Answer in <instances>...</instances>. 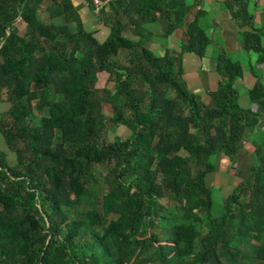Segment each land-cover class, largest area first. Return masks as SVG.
<instances>
[{"label": "trees", "instance_id": "16d2710c", "mask_svg": "<svg viewBox=\"0 0 264 264\" xmlns=\"http://www.w3.org/2000/svg\"><path fill=\"white\" fill-rule=\"evenodd\" d=\"M44 1L48 15L64 22L38 17ZM175 1H109L99 14L105 20L112 10L114 18L99 41L70 0H0V103L3 95L9 103L0 135L15 154L9 166L0 150V264H138L149 251L152 264H248L236 258L235 240L242 239L256 258L252 264H264V82L256 76L246 92L258 111L240 106L235 82L246 69L219 55L221 81L206 104L188 90L177 56H157L126 36L131 22H157L158 12L168 23L165 34L180 27ZM225 8L238 25L248 23V13ZM17 20L25 25L22 36ZM239 34L243 51L263 62L261 36ZM184 36L182 52L203 55L205 31L189 23ZM120 51L124 59L113 60ZM102 71L114 83L107 99L95 88ZM103 103L111 104V117ZM34 110L41 116L32 126ZM109 121L125 127L127 137L105 141ZM247 131L255 163L222 199L220 214H210L206 177L218 154L235 162ZM98 166L108 168V191L99 209L81 212ZM169 194L175 211L160 201ZM199 223L208 225L203 235Z\"/></svg>", "mask_w": 264, "mask_h": 264}, {"label": "crops", "instance_id": "0c3cea01", "mask_svg": "<svg viewBox=\"0 0 264 264\" xmlns=\"http://www.w3.org/2000/svg\"><path fill=\"white\" fill-rule=\"evenodd\" d=\"M70 2L74 7V12L78 13L84 29L93 32L96 38L102 28L109 26L106 19L104 20L93 11L91 3L85 0H70ZM174 4L176 10L174 12H177L178 17L182 15L180 27L175 28L169 34H165L168 23L166 18L160 17V12H158L159 20L157 22L149 21L143 24L131 22L130 30H128L126 36L136 42L142 41V44L157 56L165 54L177 56L182 79L188 90L206 104L210 100L208 94L216 90L218 83L221 81L216 59L219 55H225L232 63L245 67L246 70L241 78L236 80L235 87L239 92V99L245 98L247 103L251 104L246 92L256 84V76H260L264 82V61L258 62L256 53L243 51L239 32H257L261 36V44L264 46V0H176L175 3L171 4L173 9ZM42 5L38 11V17L42 11ZM226 5L232 7L234 11L248 13V23L238 25L241 20L232 19L229 11L225 8ZM88 11L91 12V16L87 13ZM122 16L126 19L123 14ZM172 17L174 18V15ZM17 21L21 22L20 20ZM189 23H196L200 26L209 39V43L201 56L194 52H182V45L185 43L184 30ZM123 54L124 52L121 53V55ZM248 68L255 70L258 75L253 74L252 70L250 71ZM247 103L242 106L256 111L254 105L251 104L252 107H248ZM246 133L242 147L234 156L235 162L231 163L227 157L218 154L214 172H217L218 167L224 169L225 173L230 169L229 174L231 177H236L239 173L238 169L242 168L245 163L243 161L249 162L254 157L252 138L248 131ZM219 160L218 165L217 161ZM219 178L217 177L213 181L212 186L219 187L222 191L227 190L228 187H234V181L230 184L221 182L220 184L218 182ZM241 179L239 177L236 182H240Z\"/></svg>", "mask_w": 264, "mask_h": 264}, {"label": "rangeland", "instance_id": "374dc122", "mask_svg": "<svg viewBox=\"0 0 264 264\" xmlns=\"http://www.w3.org/2000/svg\"><path fill=\"white\" fill-rule=\"evenodd\" d=\"M50 4V1H46L43 3L42 5V11L39 14V17L45 21V22H56V24L58 23H62L64 22V20L62 19V17H54L51 18L48 15V11H47V6ZM90 16L92 15L90 11L87 12ZM99 16H102V14ZM104 18H106V23L107 25H109L108 27H104L101 29L100 33L97 35V39L99 41L104 40L110 33V25L112 23V19L114 18V12H112V10H108L105 11V14L103 13ZM25 25L22 22H16V30L17 33L19 35H23L24 31H25ZM123 51L120 52V54H118L116 57H114L113 60H117V61H122L124 59L125 56V52L123 55H121ZM95 88H97L100 92L99 95L101 97H104L107 99V92L106 90H113V82L110 79L109 75L106 72H98L97 73V81L95 83ZM171 95V94H170ZM6 96L3 95V100L2 103L0 104V120L4 119L7 120L8 116H7V110L9 108V103H7L5 101ZM245 103H247L245 98H240L239 99V104H241L240 106L244 105ZM248 107H252L251 104L247 103ZM101 109H102V113L106 116V117H111L112 115V107L111 104H107V103H103V105H101ZM243 107V106H242ZM254 109H256V111H258V108L256 105H254ZM33 122H31V125H37L38 124V120L39 117L41 116V113L34 110L33 111ZM260 126L262 127V129H264V117L261 119V123ZM129 134V131L123 127L122 125H114L112 124L111 121L108 122V126H107V130H106V137H105V141H112L116 136H120L122 138H126L127 135ZM247 134V133H246ZM245 134V136H246ZM0 150L6 153V160L9 166H13L15 164V154L12 153L11 151H9L4 143L3 138L0 135ZM245 162L242 168H239L238 171V176L236 177H231V175L229 174V170L228 172H224V169L222 170L220 167H218L217 172H214L212 174H209L206 177V184L208 186H210L211 189V195H212V206L210 209V214H220L221 210H222V199L224 197H226L227 195H229L232 192L233 188L228 187L227 190L222 191L219 187H214L212 186L214 183L213 181L217 178H219V183H223V184H230L234 181V186H236L239 182H236V180L240 179L244 180L246 179L249 174H250V169L251 167L254 165L255 163V158H251L250 161H243ZM218 165L220 163V160L217 161ZM236 168V167H235ZM152 169H156V166L154 165ZM108 171V168L105 166H98L95 168L94 170V181L90 184L89 186V193L92 196L91 200H90V204L87 206H81L79 207L81 212H86L94 207H97L99 209V201L101 199V197L107 193L108 188L107 185L103 182L104 177L106 176ZM235 179V180H234ZM228 181V182H227ZM220 183V184H221ZM161 202H163L166 206H168V208L173 209V206L175 204V202L173 200H171V195H166L163 196L160 199ZM175 211V209H173ZM177 214H179V216L181 217H186L187 214L181 212L180 210H176ZM198 214H200L202 217L206 216V211L205 210H197L196 211ZM107 219H114L115 216L114 215H110V216H104ZM208 228L207 224H203V223H199V233L201 235H203L206 230ZM154 231L159 233V237L161 241H164L165 239V234L163 233L164 231H162V229H159L158 227L154 228ZM145 232V227L141 228L140 231V236H145L147 234L144 233ZM249 243H254L257 244L256 240L250 239ZM235 245L238 249L237 252V260H241L243 257V262H247L248 264H252L254 262H256V258L254 257L251 248H250V244H248L246 242V239H242L241 241H237L235 240ZM151 257V251H149L148 253L144 254V256H142L140 258L141 262H139L138 264H152V261L147 260V258ZM221 261L223 263H227V260L222 256L220 257ZM139 260V261H140Z\"/></svg>", "mask_w": 264, "mask_h": 264}, {"label": "built area", "instance_id": "2783aa9c", "mask_svg": "<svg viewBox=\"0 0 264 264\" xmlns=\"http://www.w3.org/2000/svg\"><path fill=\"white\" fill-rule=\"evenodd\" d=\"M111 0H91L92 9L96 14H99L102 9L107 10L108 2Z\"/></svg>", "mask_w": 264, "mask_h": 264}]
</instances>
